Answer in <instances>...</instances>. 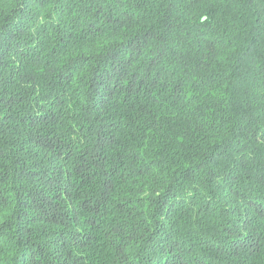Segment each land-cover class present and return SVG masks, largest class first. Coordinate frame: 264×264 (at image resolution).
I'll use <instances>...</instances> for the list:
<instances>
[{"label":"trees","instance_id":"16d2710c","mask_svg":"<svg viewBox=\"0 0 264 264\" xmlns=\"http://www.w3.org/2000/svg\"><path fill=\"white\" fill-rule=\"evenodd\" d=\"M0 264H264V0H0Z\"/></svg>","mask_w":264,"mask_h":264}]
</instances>
